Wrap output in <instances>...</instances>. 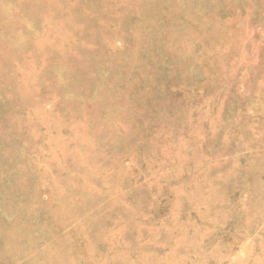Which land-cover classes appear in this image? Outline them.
Wrapping results in <instances>:
<instances>
[{
  "label": "rangeland",
  "instance_id": "obj_1",
  "mask_svg": "<svg viewBox=\"0 0 264 264\" xmlns=\"http://www.w3.org/2000/svg\"><path fill=\"white\" fill-rule=\"evenodd\" d=\"M0 264H264V0H0Z\"/></svg>",
  "mask_w": 264,
  "mask_h": 264
}]
</instances>
